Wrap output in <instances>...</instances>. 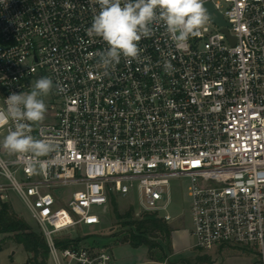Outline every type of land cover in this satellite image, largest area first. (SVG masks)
<instances>
[{"label": "built area", "instance_id": "2783aa9c", "mask_svg": "<svg viewBox=\"0 0 264 264\" xmlns=\"http://www.w3.org/2000/svg\"><path fill=\"white\" fill-rule=\"evenodd\" d=\"M203 8L207 22L182 47L154 23L139 61L105 67L107 43L87 33L94 0H0V142L15 128L5 99L53 81L44 120L29 122L55 146L38 158L48 166L33 171L32 154L0 146V192L20 196L51 264H113L77 231L100 225L113 198L170 221L175 178L189 179L195 247H253L264 264V0Z\"/></svg>", "mask_w": 264, "mask_h": 264}, {"label": "clouds", "instance_id": "9594fccd", "mask_svg": "<svg viewBox=\"0 0 264 264\" xmlns=\"http://www.w3.org/2000/svg\"><path fill=\"white\" fill-rule=\"evenodd\" d=\"M99 12L93 17L87 33L89 37H100L108 45L99 53L100 63L105 66L119 64L121 56L139 61L141 48L139 41L152 35L151 25L162 22L178 47H182L189 37L198 36L207 22L203 0H94ZM166 71L172 68L170 62L164 63ZM53 81L41 77L35 81L30 92L12 93L5 99L6 117L15 122L0 142L9 153L32 154L30 167L33 171L38 165L45 169L49 161L39 160L54 151V144L47 139H36L31 135V123L42 122L46 113L43 97L49 95ZM31 122V123H29ZM7 119L0 120V127Z\"/></svg>", "mask_w": 264, "mask_h": 264}, {"label": "rangeland", "instance_id": "374dc122", "mask_svg": "<svg viewBox=\"0 0 264 264\" xmlns=\"http://www.w3.org/2000/svg\"><path fill=\"white\" fill-rule=\"evenodd\" d=\"M172 181L170 191L172 202L169 209L172 219L167 221L162 218L171 228L168 239L162 235L150 236L151 242L159 245L136 246L131 237V232L136 231L135 226L126 225L124 222L140 219L149 212L142 211L135 198H119L116 200L117 210L114 209V204H111L109 210L104 213L100 225L77 231L85 237L81 244L105 246L119 259V262L124 264H143V253L156 264H256L259 262L260 254L253 247H250V251L228 245L215 246L211 250L195 247L190 214L191 198L188 195L189 179L175 178ZM0 183H7V180L0 176ZM1 193L4 194L5 199L1 198ZM1 199L9 202L18 216L24 218L35 231H40L31 212L15 191L8 189L0 192V208ZM11 237L13 235L0 232V264H27L28 258L32 256L31 253ZM205 256L209 260L201 262L199 258ZM48 263L51 264L49 260Z\"/></svg>", "mask_w": 264, "mask_h": 264}, {"label": "trees", "instance_id": "16d2710c", "mask_svg": "<svg viewBox=\"0 0 264 264\" xmlns=\"http://www.w3.org/2000/svg\"><path fill=\"white\" fill-rule=\"evenodd\" d=\"M114 209L117 210L118 205L116 199H112ZM126 225L135 226L136 231L131 232V237L135 241L136 246L147 244L152 247L159 245L151 242L150 236L162 235L168 239L171 234V228L168 223L156 214L146 213L140 219L124 222ZM0 232L11 237L31 253L27 264H49V247L46 239L41 231H35L32 226L13 210V206L1 199L0 208ZM10 238L9 236H6ZM250 251L249 247L235 246ZM1 248V246H0ZM201 262L208 261L207 256L199 258ZM190 264V263H189Z\"/></svg>", "mask_w": 264, "mask_h": 264}, {"label": "crops", "instance_id": "0c3cea01", "mask_svg": "<svg viewBox=\"0 0 264 264\" xmlns=\"http://www.w3.org/2000/svg\"><path fill=\"white\" fill-rule=\"evenodd\" d=\"M137 249H140V248H137ZM143 253V252H142ZM143 257H144V261H143V264H156L155 261L149 259L148 257H146V255H144V253L142 254ZM116 257L114 256V263L113 264H124L122 262H119V259H115Z\"/></svg>", "mask_w": 264, "mask_h": 264}, {"label": "water", "instance_id": "95a60500", "mask_svg": "<svg viewBox=\"0 0 264 264\" xmlns=\"http://www.w3.org/2000/svg\"><path fill=\"white\" fill-rule=\"evenodd\" d=\"M207 7H208L209 11L212 13L213 10H214L212 4L208 3V4H207ZM215 19H216L217 21H219L220 23H222V24H226V22H224L223 17H222L221 15L215 17ZM226 31H227V30H226Z\"/></svg>", "mask_w": 264, "mask_h": 264}]
</instances>
